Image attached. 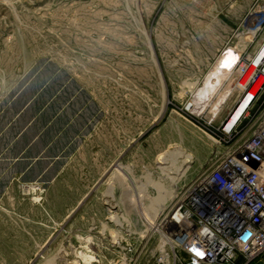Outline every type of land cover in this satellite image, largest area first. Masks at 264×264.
Returning a JSON list of instances; mask_svg holds the SVG:
<instances>
[{"label":"rangeland","instance_id":"1","mask_svg":"<svg viewBox=\"0 0 264 264\" xmlns=\"http://www.w3.org/2000/svg\"><path fill=\"white\" fill-rule=\"evenodd\" d=\"M255 1L0 0V264L186 262L161 246L160 221L223 152L246 76L234 53L260 39L247 24ZM33 84L24 106L46 95L17 130L25 108H13ZM172 161L179 180L162 170Z\"/></svg>","mask_w":264,"mask_h":264},{"label":"built area","instance_id":"2","mask_svg":"<svg viewBox=\"0 0 264 264\" xmlns=\"http://www.w3.org/2000/svg\"><path fill=\"white\" fill-rule=\"evenodd\" d=\"M247 24L260 39L248 56L229 50L238 78L246 76L220 127L223 152L166 217L184 264H253L264 256V0Z\"/></svg>","mask_w":264,"mask_h":264},{"label":"water","instance_id":"3","mask_svg":"<svg viewBox=\"0 0 264 264\" xmlns=\"http://www.w3.org/2000/svg\"><path fill=\"white\" fill-rule=\"evenodd\" d=\"M37 89V85L36 84H33L32 86H30L28 89L25 90V93L23 94L22 98L23 100L21 101V103L19 105H17L16 107L13 108V112H18L20 110H22L23 108L24 111L21 115V117L18 118L16 124H15V128L17 130L21 129L25 123H26V119L28 116H30L31 113H33L35 110V106H37L39 103H40V100H42V98L46 95V93L42 94L41 96H39L38 99H36L35 101H33V103H30L29 105H26L24 106V103L26 101H29L30 97L33 95V93L36 91ZM42 122H44V119L39 117L37 120L33 121L32 122V125L31 127L26 131V133L18 140L16 146H15V149L10 152V154H16L17 153V150L21 148V146L32 136V134L34 133L35 129H37L41 124ZM49 135H47L46 133L40 137V139L34 144L33 147H31L29 149V151L27 152L28 156L29 157H33L35 158L36 157V151L38 149H40V147L42 146V144L44 143L45 140H47ZM9 137V134H7L5 137H4V140L7 139ZM2 144V143H0ZM43 161H39L37 162L36 166L38 165H42ZM22 167V163L18 164L16 169H20ZM7 181V177H4L0 180V192L2 191L5 183Z\"/></svg>","mask_w":264,"mask_h":264},{"label":"bare ground","instance_id":"4","mask_svg":"<svg viewBox=\"0 0 264 264\" xmlns=\"http://www.w3.org/2000/svg\"><path fill=\"white\" fill-rule=\"evenodd\" d=\"M228 74H230L229 73V71H228ZM214 75V74H213ZM215 76H212V77H208V78H206L207 80H206V82H205V84L207 85V81H209V83H210V80L209 79H211V78H214ZM216 78H218L219 79V77H215L213 80H212V83L213 82H216ZM223 80V79H222ZM221 79H219V83L222 81ZM238 81V80H237ZM234 85V84H233ZM208 86H209V84H208ZM235 89V88H234ZM247 100V99H246ZM245 103L246 102H244V103H242L238 108H237V110H236V112L234 113V111H233V118H232V120H231V122H230V124H229V126L234 122V120H236V118H237V116H239V114L241 113V111L243 110V108H244V106H245ZM186 158H188L189 156H185ZM183 161V160H182ZM181 161V162H182ZM171 163V166H169L168 168L166 167V168H163L162 170L163 171H165L167 174H169L168 173V171L169 170H174V172H173V174L175 175V177H171V181H175V180H179V178H178V176L180 175V171H179V169H180V166H177V167H175L174 166V162L172 161V162H170ZM182 165V164H181ZM184 173H182V175H183ZM155 187L158 189V194H157V197L153 200V202L152 203H150L149 205H150V207H149V209H151V210H154V211H156V213H157V216H160V213H161V210H159L158 209V207H160V206H162L163 204V202L165 203V201L167 200L166 199V194L163 192V186L160 184V183H158L157 185H155ZM167 195H168V193H167ZM168 199H169V197H168ZM162 202V203H161ZM174 202V201H173ZM160 203L162 204V205H160ZM163 219V220H162ZM161 219V221H160V223H162L164 220H166V218L164 217V218H162ZM146 220V219H145ZM147 221V220H146ZM149 222V221H148ZM157 225L158 224H151L150 226H149V228H155V227H157ZM165 243H168V245L171 247V249H173V242H171L167 237H163V238H161V240H160V244H161V246H164L165 245ZM163 261L165 262V264H174V259H175V257H174V259L172 258V256H170L169 254H163Z\"/></svg>","mask_w":264,"mask_h":264},{"label":"crops","instance_id":"5","mask_svg":"<svg viewBox=\"0 0 264 264\" xmlns=\"http://www.w3.org/2000/svg\"><path fill=\"white\" fill-rule=\"evenodd\" d=\"M253 264H264V256L259 260H257L256 262H254Z\"/></svg>","mask_w":264,"mask_h":264}]
</instances>
